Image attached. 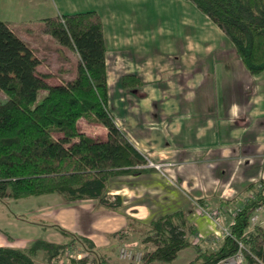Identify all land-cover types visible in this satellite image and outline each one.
I'll use <instances>...</instances> for the list:
<instances>
[{"label": "crops", "instance_id": "obj_1", "mask_svg": "<svg viewBox=\"0 0 264 264\" xmlns=\"http://www.w3.org/2000/svg\"><path fill=\"white\" fill-rule=\"evenodd\" d=\"M101 2L0 0V19L19 27L51 15L97 10L106 43L108 105L131 142L161 166L144 163L138 165L142 171L111 176L108 194L120 197L117 207L90 198L68 201L58 193L11 200L19 208L5 209L7 223L17 221L19 228L1 232L0 245L25 248L43 229L53 242L71 240L57 224L108 253L111 264L122 245L143 242L152 220L176 210L191 222L194 240L216 242L245 189L264 178V70L251 73L245 64L227 62L212 44L174 49L167 36L155 43L148 21L136 26L128 12L106 18ZM128 72L139 74L143 84L124 88L122 75ZM260 220L264 223V209Z\"/></svg>", "mask_w": 264, "mask_h": 264}, {"label": "trees", "instance_id": "obj_2", "mask_svg": "<svg viewBox=\"0 0 264 264\" xmlns=\"http://www.w3.org/2000/svg\"><path fill=\"white\" fill-rule=\"evenodd\" d=\"M191 1L228 35L251 73L264 70V0ZM40 28L76 51L78 59L71 77L52 82L54 74L38 68L41 58L20 28L0 19V199L58 193L68 201L90 198L117 207L120 197L110 199L109 178L142 171L145 167L138 165L148 159L120 128L108 105L102 17L95 9L65 12L43 18ZM121 81L124 88L143 84L135 72L124 73ZM82 118L105 126L106 136L82 130ZM239 204L229 233L216 242L194 240L192 224L182 210L152 220L142 241L154 246L144 249L137 264H174L179 251L188 246L197 253L187 264H222L239 249L244 264H264V223L250 222L254 208L264 204V178L248 185ZM53 226L72 235V240L37 237L25 248L0 245V264H65L62 256L69 258L68 264H109L108 253L90 240ZM73 242L82 243L83 255L67 253Z\"/></svg>", "mask_w": 264, "mask_h": 264}, {"label": "rangeland", "instance_id": "obj_3", "mask_svg": "<svg viewBox=\"0 0 264 264\" xmlns=\"http://www.w3.org/2000/svg\"><path fill=\"white\" fill-rule=\"evenodd\" d=\"M100 1L102 2L99 4V7L106 18L110 19L114 13L123 14L124 12H128V14L134 15V20H137L135 23L136 26L142 28V23L144 25L145 21H148L149 32H154L155 38H157L155 43L158 41L161 43L162 40L165 41L166 37L164 36H167V42H170L172 46H175L174 49H177L176 46L180 48L182 45H186L190 42L199 43L205 48L208 47L209 44H212L213 46H216L219 51L222 50V54L225 59H227V62L240 65L244 64L236 51L234 43L228 35L191 0ZM41 25L42 22L18 25L22 33L25 31V35L23 34L25 36V40L29 41V43L34 47L37 55L41 58V63L38 65V68L45 72H52L54 75L49 78L52 82H58L61 77H71L74 74L78 54L69 47L61 45L50 33L43 31L42 28H40ZM160 29H162V31ZM137 31L140 32V30ZM158 33L165 34L158 35ZM155 45L157 46V44ZM191 45L194 44L192 43ZM61 48H63V50ZM166 56L171 57L167 54ZM43 94H45L44 90L41 92L39 99ZM117 122L119 125L121 124L119 120H117ZM79 127L85 132L95 136H101V133L105 130V126L102 124L90 123L83 118L79 120ZM35 196L39 197V195ZM26 197L18 199H0V233L2 232L8 235V231H16L17 227L19 228L17 221L11 222L12 224L8 225L10 218L6 215V210L8 207L11 210H17L19 206L12 203L11 200L15 202V200L19 201ZM42 231H44V229ZM42 231L38 233L39 237H45L47 235L46 232ZM70 237H72V235L67 236V238ZM76 243L77 242H73V244L69 246V253L73 256L83 255L84 251L82 249V243L80 242V245L78 243L77 245ZM131 245H135L131 247L142 251H144L146 247L149 248V243L147 244L146 242H142L141 244L137 243V245L133 243ZM152 245L153 244H151V246ZM195 253L196 252L192 247L186 249L185 251H181L173 263L185 264L187 263V259L192 258ZM62 257V261L65 264H68L70 261L69 258L67 256ZM130 263L131 262L122 260L119 257L118 250L116 257L111 264ZM137 263L138 262H135L133 264Z\"/></svg>", "mask_w": 264, "mask_h": 264}, {"label": "built area", "instance_id": "obj_4", "mask_svg": "<svg viewBox=\"0 0 264 264\" xmlns=\"http://www.w3.org/2000/svg\"><path fill=\"white\" fill-rule=\"evenodd\" d=\"M148 159V158H147ZM149 165L155 166L160 168L161 163L160 162H155L151 159H148ZM142 165V164H140ZM239 208V206L235 209V211ZM264 209V204L263 205H258L254 208V211L251 215L250 222L252 225L260 221V212ZM235 211L233 213H235ZM232 220H234V214L232 215ZM226 233H229V226L224 227L222 236ZM220 234V233H219ZM240 246L243 247V243L240 242ZM69 249V248H68ZM69 253V251H67ZM71 254V253H69ZM80 256V255H79ZM143 256V251L139 250L137 248H133L129 245H122L119 249V257L122 260L129 261L131 263L139 262L142 259ZM62 262V261H61ZM245 262V257L243 254V251L239 249V251L233 255H230L220 261L222 264H244Z\"/></svg>", "mask_w": 264, "mask_h": 264}]
</instances>
